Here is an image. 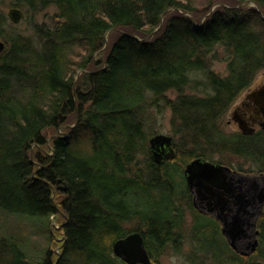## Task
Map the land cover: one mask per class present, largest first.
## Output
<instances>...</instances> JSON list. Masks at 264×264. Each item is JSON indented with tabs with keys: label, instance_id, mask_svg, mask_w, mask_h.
<instances>
[{
	"label": "trees",
	"instance_id": "obj_1",
	"mask_svg": "<svg viewBox=\"0 0 264 264\" xmlns=\"http://www.w3.org/2000/svg\"><path fill=\"white\" fill-rule=\"evenodd\" d=\"M190 1L15 0L28 15L57 11L32 37L0 15V217L31 232L6 228L0 264H55L54 217L63 225L55 235L66 239L60 264H124L112 246L132 232H142L158 264L168 252L188 264H264V214L257 252L242 257L221 225L194 209L183 178L197 158L264 175V131L223 126L264 72V17L253 7L264 15V0H212L218 7L202 23ZM214 63L227 65L226 77ZM76 109L78 124L60 138V115L75 125ZM168 112L176 158L158 166L149 139ZM64 184L67 194L55 193Z\"/></svg>",
	"mask_w": 264,
	"mask_h": 264
},
{
	"label": "water",
	"instance_id": "obj_2",
	"mask_svg": "<svg viewBox=\"0 0 264 264\" xmlns=\"http://www.w3.org/2000/svg\"><path fill=\"white\" fill-rule=\"evenodd\" d=\"M243 6L245 4H241L238 8ZM253 6L261 16H264L259 7ZM7 17L13 25H19L23 22L25 15L21 10L13 8L8 12ZM163 19L164 17L162 21ZM191 19L193 22L192 16ZM109 34L110 32L106 37ZM123 35L128 36L127 34ZM5 50L6 44L0 40V56ZM246 99L259 108V110H254L256 116L247 120L240 115L239 108L232 114L229 123L237 125L239 133L242 135L254 136L257 130L249 123L250 121L255 123L254 118L260 119V115L264 116V86L250 90ZM75 105L77 107L76 100ZM78 115V109H76V122L70 129L78 124ZM60 120L63 122L65 118L60 115ZM259 125L260 130L264 131V120ZM62 130L64 129L59 130L60 134H62ZM60 138L66 140L67 135ZM149 152L153 162L158 166L173 161L176 158L174 137L164 134L152 136L149 139ZM183 175L187 188L193 196L194 209L202 216H211L221 225L222 235L236 254L246 258L255 254L260 245L259 231L256 225L264 214V175L241 174L229 167L202 158L194 159L190 164H187ZM56 190L67 194V184L58 186ZM57 220L58 217L52 219L51 234L53 229L60 230L63 227V225L56 224ZM56 241L61 245L55 250V254L58 256L55 264H60L63 257L62 248L66 239L62 237ZM144 241L142 232H132L114 242L112 254L124 264H158L152 261Z\"/></svg>",
	"mask_w": 264,
	"mask_h": 264
},
{
	"label": "rangeland",
	"instance_id": "obj_3",
	"mask_svg": "<svg viewBox=\"0 0 264 264\" xmlns=\"http://www.w3.org/2000/svg\"><path fill=\"white\" fill-rule=\"evenodd\" d=\"M14 1L15 0H0V15L4 16L7 19L8 23L14 28L16 34L18 33L19 35H22L25 37H32L33 36V34H34V31H33L34 28L33 27L36 24L50 25V19L49 18H51L57 12L55 8H50V9L47 8V10H45L44 12H42L36 16H32L31 14L28 15L24 11L21 10L25 15L23 22L19 25H13L9 21L7 15H8V12L11 9H13L12 5H13ZM190 2H192L193 6L197 9V13H198L197 19L201 23L203 21H205L207 19V17H209L210 13L215 11V9L218 7V5H216L210 9V4H211L212 0H191ZM193 19H194L193 22L196 23L197 21L195 20L194 17H193ZM109 37H110L109 35H108V37H106L105 49H107V47L109 46V43H110ZM212 69L214 72H217V74H219L221 77L227 76V72H226L227 71V65L225 63H214L212 66ZM263 83H264V72L260 73L256 77L255 82L253 83L252 87L249 90L245 91L240 96V98H238V100L236 101V103L231 108L230 112L228 113V115L223 120L224 131L227 134H238L239 133V130L237 129L235 124L229 123V122H231V115L234 112L235 108L238 105H240L241 102L245 99V97L247 96L249 91L254 90L257 86L262 85ZM189 94L196 95L195 93H193L191 91H187V95H189ZM167 96H169L171 99H174L176 95L174 93H170ZM64 118H65L64 122L66 124H63V126H62V128L64 129V130H62V134L59 133V135H62V137H63V135H67V133H68L67 131L70 129V127L74 126L73 125L74 123L72 121H70V120L68 121L67 117H64ZM169 120H170V113L168 112L165 119L160 122V128L161 129H160L158 134H164V135L171 136ZM49 136L50 137L48 138V141L50 140V143H48V145L50 146L51 138L53 136H51V135H49ZM54 190H56V189H54ZM59 192H61V191H59ZM55 193H56V191H55ZM20 222H21V220L18 219L17 217H12L9 220L3 219L0 217V235L6 231V228H8V230L11 228V229H15L12 232V234H17V232H18L21 235L25 234L24 235L25 237H30L29 235L31 232L27 231L25 226H23V232H22V230L19 227ZM56 224L58 226H61V222L59 223V219L57 220ZM191 224H192V219L188 216L187 222H186L187 227L184 229V235L189 234V229H190ZM137 225H138L137 222H132V223L130 222V224H128L126 227L128 228V230L131 231V230H135ZM19 230H21V232ZM55 230L56 229H53L52 235H54L55 242H57L56 239H61V238L59 236L57 237L55 235ZM33 239H34V237H33ZM36 241H37V238H36ZM59 244L60 243H58L57 245H59ZM53 249L55 251L58 249V247L56 246ZM189 253H190V249H188V247L183 249V253H182L183 255H188ZM159 264H188V263L185 262V259L183 256H175L174 253L168 252L159 260Z\"/></svg>",
	"mask_w": 264,
	"mask_h": 264
},
{
	"label": "flooded vegetation",
	"instance_id": "obj_4",
	"mask_svg": "<svg viewBox=\"0 0 264 264\" xmlns=\"http://www.w3.org/2000/svg\"><path fill=\"white\" fill-rule=\"evenodd\" d=\"M263 86H264V83L262 85L257 86L254 90L259 89L260 87H263ZM246 98L247 96L241 102V104L235 108V110L240 108V111H239L240 115L243 116L245 119L249 120L251 119L252 116H256L254 110H259V108H257V106H255L252 102H248ZM254 119L256 122L254 123L253 121H250L249 124L250 126L254 127L257 130V132H259L261 131L259 124L264 120V116L260 115V119H257V118H254ZM235 126L237 127V125Z\"/></svg>",
	"mask_w": 264,
	"mask_h": 264
},
{
	"label": "bare ground",
	"instance_id": "obj_5",
	"mask_svg": "<svg viewBox=\"0 0 264 264\" xmlns=\"http://www.w3.org/2000/svg\"><path fill=\"white\" fill-rule=\"evenodd\" d=\"M165 16H166V14H164V15L162 16V18L164 17L163 21H162V18H161V24H160V26H159L160 29H161L162 26H163V23H164V20H165ZM161 25H162V26H161ZM159 28L157 29V31L160 30ZM234 112H235V110H234ZM234 112H233V113H234ZM233 113H232V114H233ZM231 116H232V115H231Z\"/></svg>",
	"mask_w": 264,
	"mask_h": 264
}]
</instances>
